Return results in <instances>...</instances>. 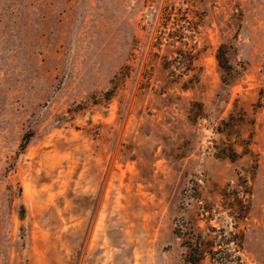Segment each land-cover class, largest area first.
<instances>
[{"label": "rangeland", "instance_id": "1", "mask_svg": "<svg viewBox=\"0 0 264 264\" xmlns=\"http://www.w3.org/2000/svg\"><path fill=\"white\" fill-rule=\"evenodd\" d=\"M196 245L264 264V0H0V264Z\"/></svg>", "mask_w": 264, "mask_h": 264}, {"label": "trees", "instance_id": "2", "mask_svg": "<svg viewBox=\"0 0 264 264\" xmlns=\"http://www.w3.org/2000/svg\"><path fill=\"white\" fill-rule=\"evenodd\" d=\"M184 31H181V33H183ZM180 40V39H179ZM173 43V42H172ZM181 47L179 46H176L174 48V51L177 52V55L178 53L179 54H182V51H181ZM191 50L188 49V53H187V56L185 57L186 60L188 61V59L191 57ZM176 56V55H175ZM215 58H216V61H217V64L218 66L220 67L221 69V73H222V78L224 80H228L229 76L232 75V72H233V68H232V65L229 63L228 61V58L227 56L225 55V51L223 49V44H219L217 46V49H216V52H215ZM173 61H175V65H176V68L179 70L178 71V74H184V73H187V70H188V67L184 66L182 69L181 68V65L178 64V60H176L174 57L172 59ZM182 64H184V61H181ZM110 92V89H106L104 91L105 94H108ZM31 133L27 132L23 135L22 137V141H21V147H24V145L26 144V142L28 141L29 137H30ZM194 252H195V255L194 257H187V260H189L190 262H192L193 264H199V258H200V249L198 247V245H196L194 247Z\"/></svg>", "mask_w": 264, "mask_h": 264}]
</instances>
